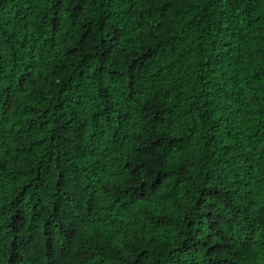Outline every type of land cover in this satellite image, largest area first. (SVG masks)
I'll list each match as a JSON object with an SVG mask.
<instances>
[{
    "label": "trees",
    "instance_id": "16d2710c",
    "mask_svg": "<svg viewBox=\"0 0 264 264\" xmlns=\"http://www.w3.org/2000/svg\"><path fill=\"white\" fill-rule=\"evenodd\" d=\"M0 264H264V0H0Z\"/></svg>",
    "mask_w": 264,
    "mask_h": 264
}]
</instances>
